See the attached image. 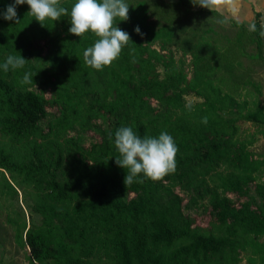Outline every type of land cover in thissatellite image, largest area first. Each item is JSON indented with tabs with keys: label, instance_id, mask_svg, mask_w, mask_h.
<instances>
[{
	"label": "trees",
	"instance_id": "obj_1",
	"mask_svg": "<svg viewBox=\"0 0 264 264\" xmlns=\"http://www.w3.org/2000/svg\"><path fill=\"white\" fill-rule=\"evenodd\" d=\"M11 3L0 0V12ZM74 3L59 0L69 15L43 26L27 4L17 5V23L0 17V64L19 53L28 60L0 68V173L6 198L19 202L6 220L28 264H264V156L251 150L264 143V103L241 61H264L260 15L255 32L235 23L239 54L230 59L206 41L208 14L200 23L170 17L186 0L128 4L129 19L114 26L131 41L96 70L83 52L97 37L68 32ZM25 72L32 84L21 83ZM247 86L250 101L238 92ZM128 126L142 138L169 133L175 172L124 185L114 134ZM89 133L86 146L80 135Z\"/></svg>",
	"mask_w": 264,
	"mask_h": 264
},
{
	"label": "clouds",
	"instance_id": "obj_2",
	"mask_svg": "<svg viewBox=\"0 0 264 264\" xmlns=\"http://www.w3.org/2000/svg\"><path fill=\"white\" fill-rule=\"evenodd\" d=\"M225 0H191V3L202 8L211 10L223 4ZM27 4L29 13L37 22L43 26V22L49 19L53 22L59 21L62 16L69 15V9L59 5V0H14L6 6L0 17L4 20L19 22L16 7ZM127 21L129 19V5L125 0H75L70 10V27L68 32L76 37H81L86 32H92L97 39L91 47L83 52V58L87 65L102 70L116 60L122 48L129 43L130 35L121 28L114 26V21ZM256 25H249V31L255 32ZM133 31L142 35L137 25ZM264 36V31H261ZM20 53L19 55H8L0 68L4 72L9 69H22L27 63ZM33 74L25 72L21 83L29 85L33 83ZM186 107L191 110L192 105ZM208 117L201 118V123L206 124ZM112 138V134L109 133ZM114 145L119 156L115 163L122 169H127L124 176V185L143 183L144 178L153 181L162 180L166 175L176 170L175 156L178 148L173 137L166 131H162L158 137H141L132 127H120L114 134ZM143 174V177H140Z\"/></svg>",
	"mask_w": 264,
	"mask_h": 264
},
{
	"label": "rangeland",
	"instance_id": "obj_3",
	"mask_svg": "<svg viewBox=\"0 0 264 264\" xmlns=\"http://www.w3.org/2000/svg\"><path fill=\"white\" fill-rule=\"evenodd\" d=\"M138 1H140V0H125V3L130 4V5H134ZM253 8H254V6H253ZM260 10L261 11L257 10L254 12H252V10L249 11V13H251V17H250V14H248L249 19L247 18L248 17L247 15H246L247 17L245 16V14L243 15L245 18L243 20H242V18H240L241 20L240 19L239 20L234 19V15L230 13L228 15L229 17L217 16V17H215V19H213V21L210 22V26H212V28L214 30V33L210 37L213 39H215V37H217V39L220 43V44H217L218 45L217 50L219 53H225V50H228L229 53L231 54L230 59L232 58V56L237 57L239 54L234 47L235 46V44H234L235 43V37L234 36L236 35L235 33H237V31H238V27L235 26V24H233L234 23L233 21L237 20L241 24L248 26V28H249L250 24L256 22V15L255 14L257 12H259L260 13V24H261V27L259 29V35H260L261 31H264V8L260 7ZM168 11L170 13V17H172L173 19L176 18L177 20H179L186 13L188 15L189 20L191 19V21H193V22H199L200 23L202 20H204V22L206 21V17H205L206 13L190 14L187 12H178L177 10H175L172 7H171V10H168ZM159 25H162V23ZM214 34H215V36H214ZM208 35H210V34H208ZM226 38H228V39H226ZM261 38H263L262 45L264 47V36H261ZM206 41L211 43V40L209 38H206ZM212 42H213L212 44H215V42L213 40H212ZM156 47H158V45H156ZM171 50L172 51L174 50L173 56L176 60H179L182 58L181 52L176 51L174 48H171ZM254 52H256L254 45L248 47L246 50L247 54H252ZM44 54H45V51H44ZM219 56H221V54H219ZM241 61L243 62L244 65H247L251 69L250 76L253 79V81L260 86L261 93H262L261 100L264 103V61H260L259 63H251L250 61H248L247 57H245V56L243 58H241ZM238 92L241 93V96H240L241 100L244 99V100L250 101V100L254 99V97L256 96L255 90L251 86H247L245 89H240ZM186 99L188 102H193V101L195 102L196 101V99L193 96H188ZM50 114H51L50 117H55L57 115V109H54V108L50 109ZM239 125H240L241 130L244 131L245 134H251L254 131L253 126L249 123H239ZM103 128H104V126H103ZM80 138L86 146H89L91 140L94 137H92L91 134L89 133V134L80 135ZM251 150L254 151L258 156H264L263 140L262 139L258 140V142L251 147ZM6 175H8V174H6ZM9 194H11V190L9 189L8 185H6V183H5L4 175L2 173H0V200L3 197L6 198V196ZM2 195H5V196H2ZM6 200L8 201V204L10 206L5 204L7 202H5V203L2 202L1 203L2 205H0V231L7 230L5 239H8L9 240L8 244L14 250L15 249L16 250L14 253H11L12 257L7 256L3 260L2 264H28V262L25 258V255H23V253L21 251V248H19L15 244L14 235H13L14 233L12 232L11 227L8 226L7 224H4L5 222H7V220H6L7 219V213H10L13 210L14 206H16V207H14V209L17 208V206H19V204H18L19 202L15 201V202L11 203L9 198L4 199V201H6ZM3 204H5V205H3ZM11 205H12V207H11ZM26 213L27 212H25V214ZM32 216H33V218L31 217L32 218L31 220L36 223L37 222V220L35 219L36 215L33 214ZM0 239H1V237H0ZM2 244L6 245V243L4 241H2V239H1L0 245H2ZM3 250H4V248L1 249V251H3ZM2 255H6V254L2 253Z\"/></svg>",
	"mask_w": 264,
	"mask_h": 264
},
{
	"label": "crops",
	"instance_id": "obj_4",
	"mask_svg": "<svg viewBox=\"0 0 264 264\" xmlns=\"http://www.w3.org/2000/svg\"><path fill=\"white\" fill-rule=\"evenodd\" d=\"M178 1L179 0H165V2H168V3H175V2H178ZM186 3L187 4L185 5V8H184V11L185 12H187L186 11V8L189 7V9L191 8L190 10H191V13L192 14H198V13H206V14H208L207 15L208 18H209L208 19V23H207L208 26H210V22L213 21V19H215V17H217V16H220V17H222V16L223 17H229L228 15L231 13V14L234 15V19H238L239 20L240 18H242V20H243V19H245L244 16H243L244 14H245V16L246 15L248 16V14H250V17H251V13H249V11H251V10H252V12L257 11V10L261 11L260 10V7L261 8H264V0H225V2L223 4H221V5L217 6V7H213L211 10H209L207 8H202V7L198 6V5L194 6L191 3V0H186ZM253 6H254V8H253ZM201 9H203V11H201ZM256 14H259L260 15L259 12H257ZM247 18L249 19V16ZM233 22H234L233 24H235L236 22L239 23V21H237V20L236 21H233ZM235 26H237V25H235ZM243 26L245 28L249 29L248 26H245V25H243ZM210 27H211V33H210V35L207 36V38H209L211 40V43H213L212 42V40H213L215 42V44H220L219 41H218V39H217V37H215V39H213V38L210 37L214 33V30H213L212 26H210ZM214 36H215V34H214ZM226 39H228V38H226ZM35 219L36 220H39V217L38 216H35ZM4 224H7L8 225L7 222H5ZM6 231L7 230L0 231V237H1L2 241H4L6 243V245H3V244L0 245V264L3 263V260L7 256L12 257L11 256V253H14L15 250H16V249L14 250L8 244L9 240L8 239H5L6 238V233H7ZM1 239H0V241H1ZM3 248H4V250L1 251V249H3ZM21 251H22L23 255H25V257H26L25 250L21 249ZM2 253L3 254H6V255H2Z\"/></svg>",
	"mask_w": 264,
	"mask_h": 264
}]
</instances>
